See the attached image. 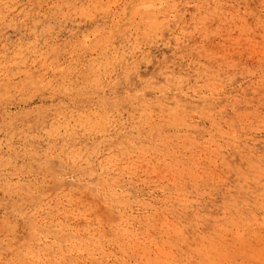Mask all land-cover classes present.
Segmentation results:
<instances>
[{"label": "rangeland", "instance_id": "374dc122", "mask_svg": "<svg viewBox=\"0 0 264 264\" xmlns=\"http://www.w3.org/2000/svg\"><path fill=\"white\" fill-rule=\"evenodd\" d=\"M0 264H264V0H0Z\"/></svg>", "mask_w": 264, "mask_h": 264}]
</instances>
